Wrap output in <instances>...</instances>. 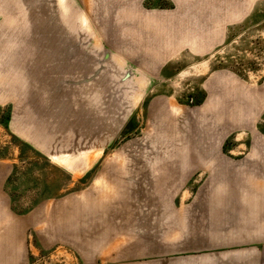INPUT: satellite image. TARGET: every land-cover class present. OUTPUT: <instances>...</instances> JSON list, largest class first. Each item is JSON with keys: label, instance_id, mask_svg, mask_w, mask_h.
<instances>
[{"label": "rangeland", "instance_id": "obj_1", "mask_svg": "<svg viewBox=\"0 0 264 264\" xmlns=\"http://www.w3.org/2000/svg\"><path fill=\"white\" fill-rule=\"evenodd\" d=\"M143 27L175 48L163 76L120 58ZM217 76L253 119L224 130L227 164L178 171L150 100L193 113ZM258 143L264 0H0V264H264L244 209H264V172L247 161ZM121 172L138 206L95 211L131 205L115 184L76 209ZM238 173L246 197L222 188ZM156 182L165 194L148 198ZM94 213L109 236H92Z\"/></svg>", "mask_w": 264, "mask_h": 264}, {"label": "crops", "instance_id": "obj_2", "mask_svg": "<svg viewBox=\"0 0 264 264\" xmlns=\"http://www.w3.org/2000/svg\"><path fill=\"white\" fill-rule=\"evenodd\" d=\"M151 29L144 27L142 28L140 33L136 35V37H139L140 41H138V38L136 39V37H134L135 39L131 38L130 41H125L124 39L123 42L125 41L126 45L124 44L120 46V49L121 53L125 54L126 56L120 58L126 62L135 63L137 67L140 65L142 67H148L151 70H155L158 75L163 76V70L165 67L164 61L167 62L169 60L167 55L174 53L175 48L166 43L160 44L159 41L155 42L153 38L159 37V35L162 33L156 31L155 29ZM136 33H138V31ZM126 39L130 38L126 37ZM161 53L165 54L166 56L163 58L156 56L157 54ZM222 78V76H217L206 80V87H204V90L207 93V97L204 96L203 100L200 102V104L203 103L204 107L199 108L198 111L193 113L191 111L185 110L179 112L173 111L172 104L167 101V97L164 95L155 96L150 100V114L153 120L155 119L157 121L156 125L159 127L158 133L161 135H165V133H167V136H170L169 138L174 140L173 142L169 141L167 143L169 151L168 160L172 162V164L169 163L171 166L179 167L178 171H183L181 168L184 166L190 167L188 171L192 172L197 167L227 164L223 152L224 130H226V128H234L235 126L244 125L246 122L249 123V121L251 122L253 119H250L251 113L246 110L243 104H241V99L239 98L240 94L236 91H233V88L229 87L228 84L231 82H228L227 79ZM219 140L221 142H219ZM258 145V149L263 150L261 156H254L247 159V161L249 160L250 165H256L260 169L258 170L259 172L252 171V175H257V173L259 175L262 170L264 172V145L263 143H258ZM123 169L124 166L121 164V170ZM171 170H173L172 173L176 172L175 168H172ZM122 172L121 177L110 176L109 178L111 181L97 186L94 189L91 197L87 198L86 208L79 207L76 209H90L89 202L97 193L99 187L105 185L113 186L115 184L116 189L119 193H121V196H124L129 202H131V205L124 209H95V211H99L100 214L103 212L104 214L109 213L111 215L112 213L117 214L120 211L121 213H124L126 209H132L135 205L138 206L139 203L137 201L139 197L137 196L139 194L130 193L129 183L123 179ZM163 175L164 176L161 178V180L167 181V178H165V175L167 174L163 173ZM237 176L238 180L236 182L232 181L229 185L227 184L226 187L223 186L222 188L224 190L227 188L231 191L241 193L240 196L246 197L247 194L244 195L242 191L248 190L249 180L244 179V175L241 173H238ZM262 177L263 181L260 180L261 185L259 186L261 193H259L258 195L260 196L257 197H263L264 194V174ZM170 180H174V178ZM120 181H123L125 185H121ZM155 184L156 185L151 187L152 193L146 195L148 198L157 196L159 197L160 195L165 194L164 188H166L165 186L168 185L161 186L160 183L157 182ZM141 195L142 197L144 196L143 194ZM257 204L258 205L254 206L257 208H262V201L261 203L260 200L259 202L257 201ZM244 207V209H249L248 213L251 215L250 219L252 220V226L248 227V229L254 236L252 237V241L261 243L264 241V209H250L247 206ZM100 217L102 216L100 215ZM100 217L98 214L94 213V215L88 219L87 225L91 224L95 230V232L92 234L94 239L98 237L95 235L97 233L103 237L109 236L111 233L110 229L108 228H103L102 230ZM103 217L105 221L108 220V222L111 218L110 216L106 217L104 215ZM92 219L94 220L93 222ZM23 226L18 227L12 226V224H10L9 228L11 227V229H21ZM94 227H96V229ZM115 227H117V225Z\"/></svg>", "mask_w": 264, "mask_h": 264}, {"label": "bare ground", "instance_id": "obj_3", "mask_svg": "<svg viewBox=\"0 0 264 264\" xmlns=\"http://www.w3.org/2000/svg\"><path fill=\"white\" fill-rule=\"evenodd\" d=\"M113 188H114V187H113ZM113 188H112V187H107V186H105V187L101 190V194H102L103 196H106V195H108L109 192H113V191H114Z\"/></svg>", "mask_w": 264, "mask_h": 264}]
</instances>
